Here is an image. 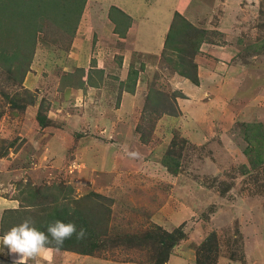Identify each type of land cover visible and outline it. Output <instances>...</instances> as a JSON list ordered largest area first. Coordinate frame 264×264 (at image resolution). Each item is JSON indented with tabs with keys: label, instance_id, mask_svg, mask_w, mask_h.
<instances>
[{
	"label": "rangeland",
	"instance_id": "rangeland-1",
	"mask_svg": "<svg viewBox=\"0 0 264 264\" xmlns=\"http://www.w3.org/2000/svg\"><path fill=\"white\" fill-rule=\"evenodd\" d=\"M172 2V16L178 12L204 31L192 57L198 85L161 53L99 41L94 25L110 23L94 5L84 10L68 52L37 36L19 88L0 73V91L36 100L20 110L0 94V218L14 207L38 216L65 208L104 220L92 255L46 251L38 264H159L155 238L140 240L177 228L183 237L163 264H264V163L249 165L241 126L264 128V0ZM168 57L177 63L175 52ZM129 65L138 72L133 93L121 86ZM92 67L105 68L102 82L94 75L97 88L63 87L62 76ZM150 90L158 103L175 99L177 115L149 116L143 107ZM39 103L46 127L35 120ZM141 114L150 121L145 143L135 132ZM130 151L140 157L129 158ZM167 152L178 161L175 175L161 164ZM92 192L101 197L88 198ZM203 241L209 251L201 250ZM8 252L0 243V264H13Z\"/></svg>",
	"mask_w": 264,
	"mask_h": 264
},
{
	"label": "trees",
	"instance_id": "trees-1",
	"mask_svg": "<svg viewBox=\"0 0 264 264\" xmlns=\"http://www.w3.org/2000/svg\"><path fill=\"white\" fill-rule=\"evenodd\" d=\"M86 2L87 0H0V73L5 76L6 84L12 85L14 88H19V85L22 84L35 54L38 35H41L46 42L54 46H60V43H63L62 49L66 52L69 51L70 43L76 36ZM107 17L114 25L113 33L120 38H124L131 25V18L114 6L109 8ZM203 33L204 31L195 28L180 13L174 12L161 50V56L167 61L168 66L174 65V70L183 78L188 79L193 85L199 84V78L197 66L192 57L197 54L198 45L202 42L201 36ZM178 45L181 46L179 47ZM169 50L176 53L177 63H173V60L168 57ZM122 60L120 58L118 70L122 68ZM96 63V60L92 61V64ZM128 68L125 80L121 81V86L124 87L125 92L133 93L138 72L132 68V65H129ZM104 69L92 67L87 71L84 68H76L74 72L62 76L61 83L65 88H97L101 84L99 82H102L105 77ZM94 75L97 76L99 82L94 80ZM122 88H120L121 91L123 90ZM152 92L153 90H150L148 95L146 94L143 107L149 116H161V114L165 116L177 115L179 110L175 108V99H173V103L168 102V100H160V103H158L154 100L155 98L159 99L160 96H156ZM0 94L13 108L20 110L25 109L26 106H33L36 102L35 98H32L31 95L20 100L16 96H8L2 90ZM179 96L182 95L179 94ZM23 102L26 105H22ZM44 109L43 104L39 103L35 113V120L40 127H46L50 124V119ZM144 117L141 114L142 122L137 125L135 130L140 135L139 139L143 143L147 141L146 133L144 134V132H146L147 124L150 122L148 121L149 119L147 122ZM241 126L244 140L247 143L243 154L248 159L251 168L257 169L260 164L264 163V128L261 123L255 122L244 123ZM142 135L146 138L142 137ZM6 152L7 149H5L4 154H7ZM168 152L162 157L161 164L168 172L175 175L179 167L178 161L172 158ZM242 167L245 169L244 166ZM243 172L246 171L243 170ZM93 195L101 197L92 192L88 198ZM46 199L56 200L54 195H50ZM27 208H32V205L27 206ZM17 209L6 210L7 217L3 211L4 216L2 215L0 218V236H3L11 227L20 224L28 217H31L37 229L45 233L47 225L56 220L66 223L74 222L77 229L83 227L87 230V238L85 240L77 241L75 236H73L71 239L65 240L64 244L60 247L55 246V244H49L47 248L80 255H92L97 250L98 239L104 233L102 229L104 220L100 217L99 221L95 220L93 222L94 217L91 220L82 211L74 210L69 212V210L63 208L56 209L50 214L38 216L35 213L19 212ZM103 212H105L104 209ZM182 237V229L177 228L169 233H155L154 236L144 234L140 241L155 238L156 244L159 250H161L159 255L160 261L157 263L163 264L167 261L173 247ZM201 250L209 251L207 241H203ZM198 260L197 262L199 263Z\"/></svg>",
	"mask_w": 264,
	"mask_h": 264
},
{
	"label": "crops",
	"instance_id": "crops-1",
	"mask_svg": "<svg viewBox=\"0 0 264 264\" xmlns=\"http://www.w3.org/2000/svg\"><path fill=\"white\" fill-rule=\"evenodd\" d=\"M172 1L173 0H88V3L90 2V4H87L85 9H87V7L89 6L92 7V5H94L96 11L98 10L99 13H103L102 10H105L107 14L109 8L111 6H114L119 8L131 18V25L127 30L124 38H120L113 33L114 25L109 21L108 17H106L105 20L110 23V26H108L104 21H102V23L100 24L101 26H95L94 21L90 19L89 24L94 25V27L92 26V30H94L98 35L99 41L106 43V46H109L110 44H112V42L117 43L119 41L123 43L124 48L128 45L129 48L127 47L126 49L130 50V52L132 51L143 54L156 55L158 53H161L164 38L172 20V13L174 11H171V8L174 6V3ZM126 6H128L129 9ZM109 47L112 49L111 46ZM108 51L109 49H107V52ZM101 60L104 67H111L108 66L107 63H105V59L103 58V56ZM8 209L15 208H7V210ZM44 252H53V254H48L52 255V257H56L57 255H60V253H70L66 251L51 250L48 248H46ZM8 256L14 258L9 254ZM39 258L40 257L38 256L36 260H38ZM33 262L35 261L29 259L25 263L32 264Z\"/></svg>",
	"mask_w": 264,
	"mask_h": 264
},
{
	"label": "clouds",
	"instance_id": "clouds-1",
	"mask_svg": "<svg viewBox=\"0 0 264 264\" xmlns=\"http://www.w3.org/2000/svg\"><path fill=\"white\" fill-rule=\"evenodd\" d=\"M126 155L132 159L140 157V153L136 151L126 152ZM73 236L77 241H83L87 238V230L83 227L77 229L74 222L56 220L47 225L45 233L37 229L34 221L28 217L0 236V243L6 246L9 249L8 254L14 257L13 264H25L29 259L38 264L36 258L49 244L60 247L65 240Z\"/></svg>",
	"mask_w": 264,
	"mask_h": 264
}]
</instances>
